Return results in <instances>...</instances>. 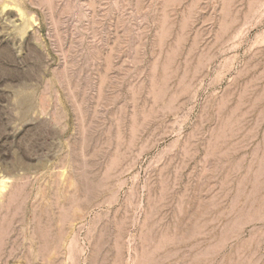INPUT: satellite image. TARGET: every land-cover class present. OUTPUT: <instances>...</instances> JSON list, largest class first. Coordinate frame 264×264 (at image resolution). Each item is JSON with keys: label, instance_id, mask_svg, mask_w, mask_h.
<instances>
[{"label": "rangeland", "instance_id": "obj_1", "mask_svg": "<svg viewBox=\"0 0 264 264\" xmlns=\"http://www.w3.org/2000/svg\"><path fill=\"white\" fill-rule=\"evenodd\" d=\"M0 264H264V0H0Z\"/></svg>", "mask_w": 264, "mask_h": 264}]
</instances>
